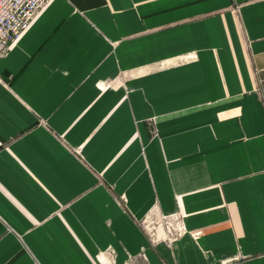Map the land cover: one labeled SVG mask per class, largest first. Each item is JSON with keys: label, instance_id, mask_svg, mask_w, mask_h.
Here are the masks:
<instances>
[{"label": "crops", "instance_id": "crops-1", "mask_svg": "<svg viewBox=\"0 0 264 264\" xmlns=\"http://www.w3.org/2000/svg\"><path fill=\"white\" fill-rule=\"evenodd\" d=\"M132 259L264 264V0H54L0 57V264Z\"/></svg>", "mask_w": 264, "mask_h": 264}, {"label": "built area", "instance_id": "built-area-1", "mask_svg": "<svg viewBox=\"0 0 264 264\" xmlns=\"http://www.w3.org/2000/svg\"><path fill=\"white\" fill-rule=\"evenodd\" d=\"M54 0H0V57L4 56L19 40V38L26 33L34 21L38 18L40 13L47 8ZM186 59H193V56ZM181 211L170 216L168 228H172L176 236H181L184 233V229L180 221ZM182 215V214H181ZM164 220V218H161ZM147 222L145 228L148 225L155 229L162 228L161 224H155L154 221ZM160 231V230H159ZM159 233V232H158ZM164 234V233H163ZM153 237L157 241H163L164 238H159L162 232L158 235L153 233ZM144 260V256H140ZM127 264H134L133 259L129 260ZM147 264V263H142Z\"/></svg>", "mask_w": 264, "mask_h": 264}, {"label": "rangeland", "instance_id": "rangeland-1", "mask_svg": "<svg viewBox=\"0 0 264 264\" xmlns=\"http://www.w3.org/2000/svg\"><path fill=\"white\" fill-rule=\"evenodd\" d=\"M171 215H173V214H171ZM171 215H168V216H157V218H158V222H157V224H161L162 225V228H160V229H156V231H157V233H155V229L153 228V227H151L152 229H151V231L150 230H148L147 228H146V230H147V232H148V234H149V238H150V241H151V243H155V242H159V241H157V239H155L153 236V233L155 234V235H158L159 233H161L162 232V235H159V238H164L163 239V241L162 242H165L167 245H170L174 240H176L177 238H178V236H176V234H175V232H174V230L172 229V228H168V223H169V220H170V216ZM180 221H181V219H182V215L180 214ZM149 219H148V222L149 223H151L150 221H154L153 222V224H155V222H156V217H151V215H149V217H148ZM161 218H164V220H161ZM182 225V224H181ZM150 226V225H149ZM183 227V226H182ZM160 230V231H159ZM159 232V233H158ZM164 233V234H163ZM181 235H183V233L181 234ZM180 237V236H179ZM142 254H140V256H141Z\"/></svg>", "mask_w": 264, "mask_h": 264}, {"label": "bare ground", "instance_id": "bare-ground-1", "mask_svg": "<svg viewBox=\"0 0 264 264\" xmlns=\"http://www.w3.org/2000/svg\"><path fill=\"white\" fill-rule=\"evenodd\" d=\"M147 229L151 231L152 228H151V226L148 225V226H147Z\"/></svg>", "mask_w": 264, "mask_h": 264}]
</instances>
